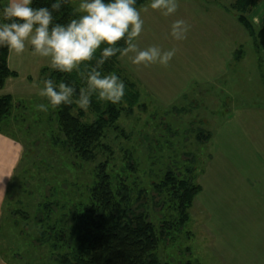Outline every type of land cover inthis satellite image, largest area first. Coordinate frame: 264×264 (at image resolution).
<instances>
[{"label":"rangeland","instance_id":"1","mask_svg":"<svg viewBox=\"0 0 264 264\" xmlns=\"http://www.w3.org/2000/svg\"><path fill=\"white\" fill-rule=\"evenodd\" d=\"M235 1L179 0L176 13L167 17L157 10V43L165 49L175 48L176 54L167 67H142L147 73L157 76V89L150 93L138 85V105L133 107L129 115L124 112L116 124L120 129L111 130L104 139L112 153L102 156L113 158L116 173L128 169L130 154L138 161L137 169L126 171L135 189L134 204L142 205L141 209L153 214L158 228L162 220H175L177 213L172 207L173 199H168L164 192L155 191L154 183H160L166 170L172 168L191 179L193 183L199 184L202 169L208 165V154L212 149L215 155H218L219 149L222 150L216 143H206L210 133L211 141H214L215 137L218 139L215 135L225 129V121L237 117L239 109L257 104L264 106V51L258 49L253 40L248 39L244 27L235 19L234 12L227 9ZM193 5L197 6L196 12L189 10ZM192 13L206 20L200 23L197 29H190L185 40H174L170 35L169 20L183 19L188 23ZM223 29L226 30V35ZM240 46L244 54L241 59H236L234 51ZM26 54L36 67L48 66V60L33 55L30 48L25 50L24 55ZM24 73L27 75L16 82L17 93H14V100L23 101L26 106L23 113L26 122L22 124L20 121L21 125L17 128L15 126L12 131L23 145L18 168L32 172L34 161L41 155L47 156L41 146L39 148L42 149L36 151V146L42 139H47L49 133H39V129L35 127L42 112L35 106L39 103L46 104V100L32 93V89L42 74L36 73L34 68ZM217 73L224 74L225 78L216 80ZM46 78L48 75L43 77ZM59 155L64 158V162H60L61 179L70 174L74 179L80 178L81 183L86 185L89 182V173L92 172V169H89L93 164L77 168L74 164L76 158L73 159L68 154ZM20 173L19 171L16 175L14 186L10 187L5 211L11 196V205L18 206L19 190L22 191L19 180L17 182ZM24 186L30 187L28 182ZM199 192L187 209L188 219L182 227V232L173 231L172 239H166L159 246L162 261L172 264H220L219 254L223 253L224 248L218 247V238L216 240L210 236L208 239L203 233L201 196L198 201L196 199ZM14 230L15 233H18L16 230L22 233L21 227ZM7 233L9 231H5L4 236H8ZM4 241L1 237L0 244H3V248L0 246V253L5 254L6 250L11 257L13 247L8 248ZM29 249L24 251L26 260L37 256L31 254ZM14 264L20 263L18 261Z\"/></svg>","mask_w":264,"mask_h":264},{"label":"trees","instance_id":"2","mask_svg":"<svg viewBox=\"0 0 264 264\" xmlns=\"http://www.w3.org/2000/svg\"><path fill=\"white\" fill-rule=\"evenodd\" d=\"M145 1L148 0H137L136 6ZM52 2L34 0L33 6H50ZM72 2L69 0L60 12L53 14L57 22L63 23L71 18ZM257 3L258 0H236L233 8L256 47L264 50V25L256 29L248 17ZM8 55V49L0 47V87L7 77L16 74L8 65ZM103 71L115 72L124 81L126 90L122 103L112 104L93 98L87 113L74 104L55 108L49 105L48 111L41 112L35 127L39 133L48 132L49 136L42 139L35 149L43 148L47 156L41 155L34 161L32 172L24 168L19 170L18 165L11 182L14 186L20 171L17 182L19 180L22 191L19 190L18 206L11 205V196L0 223V237L6 241L4 245L14 250L11 257L6 250L5 254L2 253L11 264L18 261L20 264H172L162 261L159 246L166 239H172L173 231L182 232L188 219L187 209L201 186L172 168L167 169L161 182L154 183V190L173 199L172 207L177 214L175 220H162L159 228L153 214L141 209L142 205L134 204L135 189L126 171L137 169L138 161L130 154L128 169L116 173L113 158L108 156L112 149L104 139L111 130L120 129L116 124L123 113L129 115L138 105L139 84L116 57L105 63ZM48 78L69 82L77 89L82 83L76 72L60 73L51 69ZM24 110L23 101H15L9 95L0 97V132L16 136L12 128L26 122ZM59 153L76 158L74 164L77 168L93 164L86 185L70 174L61 179L60 162H64V158ZM103 154L108 155L104 157ZM26 182L32 188L25 187ZM20 227L22 233L18 230L15 233L14 229ZM5 231H9L8 236H4ZM0 246L3 248L2 243ZM28 249L37 255L34 259L32 256L26 260L24 251Z\"/></svg>","mask_w":264,"mask_h":264},{"label":"crops","instance_id":"3","mask_svg":"<svg viewBox=\"0 0 264 264\" xmlns=\"http://www.w3.org/2000/svg\"><path fill=\"white\" fill-rule=\"evenodd\" d=\"M147 3L148 1L143 2L138 8ZM234 3L227 9L234 12L235 19L244 27L248 39L253 40L239 20V14L233 8ZM196 8L197 6L193 5L189 10L196 12ZM141 15L144 20V31L139 37V46L143 48L151 44L159 45L157 10L149 8L142 11ZM248 17L256 29L264 25V0H258L257 5L248 13ZM205 20L192 13L188 18L190 29H197ZM173 21L175 19L169 20L170 26ZM223 33L226 35L225 29ZM253 42L255 44L254 40ZM234 52L236 59L243 57L242 46ZM216 53L219 54V51ZM24 54L25 52L22 55L9 53L8 65L16 74L7 77L0 87V97L8 95L14 97V93H17L16 82L27 75L24 72L32 68L36 73L42 74L40 80H36L33 86L32 93L35 94L43 77L51 70L49 66L36 67L31 58ZM119 63L132 74L143 89L150 93L157 89V76L147 73L143 66L132 65L127 57L119 59ZM223 76L224 74L217 73L215 78L220 80L225 78ZM245 108L239 109L237 117L225 121V129H221L215 135L219 140L215 137V140L211 141L212 133L209 132L206 143L210 145L216 143L215 145L222 150H218V155H215L214 149L208 154V165L202 169L199 183L201 190L196 197L198 201L201 196L204 235L208 239L210 236L216 240L218 238V247L224 248L223 253L219 254L220 264H264V106L257 104ZM22 152L23 145L16 136L11 137L0 132V223ZM0 264H11L2 253Z\"/></svg>","mask_w":264,"mask_h":264},{"label":"clouds","instance_id":"4","mask_svg":"<svg viewBox=\"0 0 264 264\" xmlns=\"http://www.w3.org/2000/svg\"><path fill=\"white\" fill-rule=\"evenodd\" d=\"M33 2L0 0V47L16 55L30 48L33 55L48 60L50 69L76 72L82 81L77 89L63 80L43 79L36 95L47 104H37L38 111H48L49 105L55 108L74 104L87 113L93 98L120 104L126 85L117 73L103 71L110 58L127 57L135 66L167 67L176 54L175 48L165 49L158 44L142 48L138 40L144 31L142 11L151 8L165 17L171 16L176 13L179 0H148L142 8L136 6L137 0H73L72 16L63 23L57 22L53 14L60 12L69 0H53L50 6L40 7H34ZM170 28L171 37L182 41L187 38L190 25L177 19Z\"/></svg>","mask_w":264,"mask_h":264}]
</instances>
